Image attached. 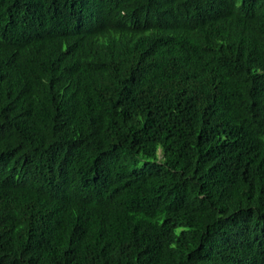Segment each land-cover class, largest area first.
I'll return each instance as SVG.
<instances>
[{
  "label": "trees",
  "instance_id": "obj_1",
  "mask_svg": "<svg viewBox=\"0 0 264 264\" xmlns=\"http://www.w3.org/2000/svg\"><path fill=\"white\" fill-rule=\"evenodd\" d=\"M0 264H264V0H0Z\"/></svg>",
  "mask_w": 264,
  "mask_h": 264
},
{
  "label": "rangeland",
  "instance_id": "obj_2",
  "mask_svg": "<svg viewBox=\"0 0 264 264\" xmlns=\"http://www.w3.org/2000/svg\"><path fill=\"white\" fill-rule=\"evenodd\" d=\"M160 157V156H159Z\"/></svg>",
  "mask_w": 264,
  "mask_h": 264
}]
</instances>
